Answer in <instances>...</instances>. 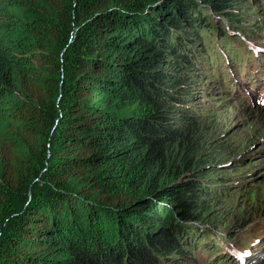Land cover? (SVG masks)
Segmentation results:
<instances>
[{"label":"trees","instance_id":"obj_1","mask_svg":"<svg viewBox=\"0 0 264 264\" xmlns=\"http://www.w3.org/2000/svg\"><path fill=\"white\" fill-rule=\"evenodd\" d=\"M237 1L0 0V264H175L249 190L190 103L261 24Z\"/></svg>","mask_w":264,"mask_h":264},{"label":"rangeland","instance_id":"obj_2","mask_svg":"<svg viewBox=\"0 0 264 264\" xmlns=\"http://www.w3.org/2000/svg\"><path fill=\"white\" fill-rule=\"evenodd\" d=\"M237 2L240 8L251 9L242 17L245 21L256 19L261 24L252 25L256 33L250 37L228 30L241 43L234 41L227 46L230 61L215 56L218 62L211 69L214 85L204 76L195 86L201 87L203 94L193 95L190 103L205 112L202 117L213 128L214 137L221 134L218 140L225 141L230 157L238 149L242 152L241 163L230 161L218 167V171H224V184H246L249 190L236 189L233 193L232 189L230 196L218 199V206L212 208L205 223L194 224L195 230L186 229L195 232L185 244V255L170 256L173 261L178 259L175 264H264V205L259 208L264 203V0Z\"/></svg>","mask_w":264,"mask_h":264},{"label":"bare ground","instance_id":"obj_3","mask_svg":"<svg viewBox=\"0 0 264 264\" xmlns=\"http://www.w3.org/2000/svg\"><path fill=\"white\" fill-rule=\"evenodd\" d=\"M231 249V248H230Z\"/></svg>","mask_w":264,"mask_h":264}]
</instances>
